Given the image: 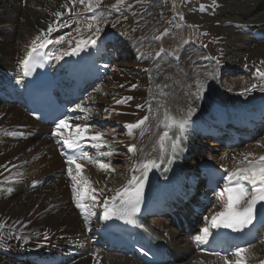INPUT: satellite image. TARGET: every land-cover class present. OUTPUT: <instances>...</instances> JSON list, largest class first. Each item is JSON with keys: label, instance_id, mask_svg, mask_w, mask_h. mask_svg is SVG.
<instances>
[{"label": "bare ground", "instance_id": "1", "mask_svg": "<svg viewBox=\"0 0 264 264\" xmlns=\"http://www.w3.org/2000/svg\"><path fill=\"white\" fill-rule=\"evenodd\" d=\"M75 2L0 0V88L8 90L5 87L12 83L14 88L19 85L17 80L20 81L24 71L20 62L32 40L42 32L46 33L48 26L52 25L55 31L49 36L53 43L47 55L58 80L64 87L69 83L73 86L88 83L83 91L85 98L78 103L80 107H73L79 113L75 116V124L93 122L91 135L97 132L111 134L101 141L93 140V155L103 156L116 145L125 148L121 168L114 164L116 160L110 156L105 159L111 162L107 169L79 161L83 165L80 175L97 189L94 195L99 202L113 196L115 190L127 184L133 174L140 175L132 171L134 162L137 165L155 160L159 173L157 184H162L176 177L197 174L199 164L205 161H214L231 171L240 166L242 154L264 155V147L256 149V131L245 130L251 125L245 119L248 112L256 110L259 115L264 114V91L258 86L245 95L240 94L252 83L259 84L252 78L254 67L264 68L260 63L264 60V43L255 40L256 32L264 31V0H215L213 5L196 6L194 12L184 14L186 20L206 23L208 29L214 32L216 43H200L191 31L187 37L191 45L182 46L180 57L168 49L156 62L155 53L153 56L148 53L145 57L144 52L145 49H154L158 43L155 29L160 26L164 16L159 14V6H156L161 2L152 7L158 11L146 14L145 10L143 21H137L134 17V2L124 5L123 0L109 1L101 6L100 11L96 7L93 12L86 11L84 6L76 10ZM161 7L165 10V16L170 15L166 18L169 19L165 24L167 26L160 28L161 34L164 33L163 29L176 33L178 19L171 16L174 8L167 2ZM57 12L62 13L59 18L55 15ZM93 16L97 19L93 20ZM3 23L7 30L1 29ZM89 24L93 26L91 30ZM96 28L100 29L97 43L86 47V52L103 55L105 48L112 44L126 45L130 47L128 55L131 52L135 62L128 60L123 65H116L111 61L107 65L111 70L110 76H105L102 79L105 82L92 94L89 90L94 85L90 82L102 72L99 63L94 62L93 67L77 66L73 62L75 55L63 56L62 53L70 48L69 40L74 47L76 40L87 39ZM60 37H64V42L55 43ZM173 55L176 60L172 59ZM58 56L61 58L57 59ZM185 58H190L188 64ZM240 63L243 67L248 65V69H238ZM128 67L134 70V74H127ZM225 73L241 74L225 82ZM142 83L145 90L140 89ZM201 83L204 85L202 90L199 89ZM129 86L134 89L128 91L126 88ZM18 94L16 89L13 93L15 104L0 101V229L9 231L0 233V264H142L119 252H105L100 246L98 234L93 228H98L94 217L102 208L92 207L90 200L82 201H87L93 213L85 220L86 213L82 214L74 202L73 181L67 173L68 166L59 155L62 148L54 139L43 138V133H50L51 130L30 117ZM126 97L132 99L127 100L124 106L117 105L116 101ZM189 108L195 109L190 118L187 117ZM166 112L176 120L188 119L182 132L178 125L171 129L164 127ZM145 116L148 117V125L139 140L137 153L131 157L127 154L126 140L120 134L125 133L126 125L135 124ZM226 119L228 128L249 136V141H243L241 148H226L218 143L220 140H213L215 133L225 134L219 121ZM191 121L196 122V129L191 126ZM233 123L239 126L236 128ZM263 123L258 127L261 128L259 134L261 132L264 136ZM98 127L99 130L96 129ZM150 127L152 131H149ZM15 131L29 132L31 137L27 141L5 137V134ZM164 131L169 132L170 139L165 141L161 160L159 137ZM177 138L179 145L173 152L171 143ZM258 142L264 144V138ZM97 143L103 146L96 147ZM169 159L172 160L171 164L168 163ZM72 167L75 174V165ZM114 168L116 170L112 173L111 169ZM155 168L149 170L148 177ZM34 187L37 189L33 190ZM216 206H220L218 199H214V205L206 210L205 216L211 215ZM204 223L203 217L191 221V233L181 230L173 219L168 218H153L150 226L157 234L167 237L166 240L170 239L171 251L176 258L174 264H224L221 257L196 253L201 244L194 239L199 235L194 228ZM88 226H91L90 230H87ZM261 241H264V234L258 244L247 247L250 251L247 264H260L264 260V243ZM36 248H41V253L37 258L30 259L27 253Z\"/></svg>", "mask_w": 264, "mask_h": 264}, {"label": "snow or ice", "instance_id": "2", "mask_svg": "<svg viewBox=\"0 0 264 264\" xmlns=\"http://www.w3.org/2000/svg\"><path fill=\"white\" fill-rule=\"evenodd\" d=\"M79 3L84 4L86 11L93 12L96 7L99 6V0H79ZM115 7V5H114ZM59 18L62 13H55ZM97 17L93 16V20ZM63 27L65 25H59ZM92 25L89 24V30L92 29ZM55 28L52 25L48 26L47 32H42L40 35L36 36L30 45L28 52L26 53L24 59L20 62L24 69V76L30 75L33 67L35 66V57L40 55V49H43L47 44L53 43L49 36ZM79 28L77 32L79 33ZM100 29L96 28L92 36L87 39H78L75 41V46L72 47V41L69 40L68 43L70 48L65 50L62 55H78L89 45L95 46L97 43V38L99 36ZM64 42V37H60L55 43L59 44ZM61 57H57L59 59ZM261 65H264V60H261ZM254 79L259 81V84L252 83L249 87L243 89L240 93L245 95L258 86L262 91H264V68H257ZM17 83H20L17 80ZM135 87V85H133ZM204 85L201 83L199 89L202 90ZM199 96V91L196 94ZM132 97H126L122 101H117V103L127 102L131 100ZM77 107H80L79 105ZM139 107V106H138ZM86 111V109H81ZM195 109L189 108L187 112V117L190 118ZM148 117L145 116L143 119L139 120L135 124H128L126 127L129 130L142 126ZM188 123V119L176 120L174 117L170 116L167 112L165 113L164 127L166 129H171L173 126L179 127L180 131L184 130L185 125ZM89 133V127L87 125H71L67 119L60 120L53 131V136H57L63 145L67 149H76L79 147V142L83 140ZM103 138L102 133H95L91 135L90 139L94 141H101ZM169 132L164 131L159 137V145L161 151V160H163V153L165 151V141L169 140ZM179 145V138L172 140L171 147L173 152L176 151ZM96 147H102L103 145L97 143ZM264 147V144L260 145ZM129 152H135L136 146L132 145L128 148ZM111 153H105L109 155ZM67 155V173L71 180L73 181L72 190L73 198L76 203L77 208L81 209L82 214H85V220L87 221L88 216L93 213L90 207L82 203V201L90 200L92 201V207H101L103 209V214L100 217L104 221L111 220L113 218L126 221L127 223H135L133 216L135 213L140 211V203L143 195V190L145 183L147 181L148 172L151 168L158 167L155 160H147L133 166L132 171L134 173L139 172L140 175L133 174L131 178L127 181L122 188L115 190V194L110 198H105L102 202L97 200V196L94 193L97 189L91 187L90 182L84 179L80 174L82 172L83 165L79 163L82 159H91L88 157L87 153H83L80 156L77 155ZM251 157V158H250ZM168 163L171 164L172 160L169 159ZM240 166L235 167L233 170L229 171L225 169L227 175L224 177L223 189L218 196V201L221 205L222 210L215 212L211 215V218L204 217L206 224L204 227L200 228V235H197L194 239L197 243H203L207 241V238L212 235L210 229H230L233 232H242L245 228L252 224L255 217L256 205L258 203L264 202V155L255 156L253 153L242 154V159L239 161ZM75 165V174H73V167ZM102 169H107L109 165L100 164ZM167 171V169H165ZM245 182L251 185V190L245 186ZM102 191V190H100ZM264 243V241H261ZM219 255V253H217ZM250 255L249 248L237 247L231 253V259L228 255L222 256L224 264H247L248 256ZM260 264H264V260L260 261Z\"/></svg>", "mask_w": 264, "mask_h": 264}, {"label": "rangeland", "instance_id": "3", "mask_svg": "<svg viewBox=\"0 0 264 264\" xmlns=\"http://www.w3.org/2000/svg\"><path fill=\"white\" fill-rule=\"evenodd\" d=\"M109 1L112 2V1H120V0H99V6L98 7L100 9L98 11H100L102 9L101 6H104L105 4L109 3ZM161 1L162 0H142L141 2H139L138 0H123L124 5L127 3L130 4L131 2H134L135 4H137V5L134 4L135 6L133 7V9L135 8V10H132L134 12V17L137 19V21L138 20L143 21L142 16L145 14V10L147 11L146 14L152 12L153 10H155V12L159 10L158 11L159 14L164 16L163 17L164 19L160 22V26L159 27L156 26V29H155V33L157 34L155 38L158 39V43L156 45H154L155 48L153 47L154 49H151L150 51L145 49V52H144L145 57L147 56L148 53H151V56H153V53H155L158 48H162V47L164 49H166V51L168 49H170V50H172V53H176V54H178V56H181L182 46L185 45V43H187V41H188L187 37L189 36V33L191 31H193L194 38L197 39V41L200 43L207 44V45H210V43H214V44L216 43L217 40L215 39L216 37L214 36V32L211 29H208V25L206 23H204V22L191 23L190 21L186 20V16H184V14H189L192 10L194 12L195 7L199 6L201 4L213 5L212 3H214L215 0H163L162 2ZM166 2L170 3L172 5V7L174 8L172 10V12H174V13L171 16L178 19V24L176 25L177 28H175V30L177 29L176 33H169V32H167L166 29H163L162 31H164V33L161 34V31H160V28H162L163 26H167L165 24H167V21H169V19H166V18H169L170 15L167 16V14H166V16H165L164 15L165 10H164V8L161 7ZM94 3H95V0H94ZM140 3H142L143 6H138V5H140ZM75 4H77L76 10L81 9V7H83V6L85 7L84 4L79 3V0H76ZM154 4H159L156 6L157 8L159 6L158 10L156 8H154V9L152 8ZM115 8H117V7H115ZM158 22H159V20H157V23ZM5 25H6L5 23H3L1 25L2 30H4V29L7 30ZM128 47L129 46H126V45L124 46V45L112 44V45H110V47L105 48L106 50L104 51L103 55H99V54L97 55L96 61H98L102 65L105 64L106 66L109 65L111 61H114V63H116V65H120V64L123 65L125 63V61L127 62L128 60L130 61V63H133V62H135V60L133 58V55H131V52H130V55H128L129 51H130V47L129 48ZM128 49H129V51H128ZM219 52H221L220 49H219ZM104 56H105V59H104ZM125 56H128V58H126ZM150 58L151 57H149V59ZM185 59L187 60V64H188L190 61V58H185ZM145 61H147V60H145ZM247 66L248 65H245L243 67L242 64L240 63L238 65V69L247 70V68H248ZM257 67H259V66H257ZM260 68H262V67H260ZM104 70H106V68H104ZM253 70H254L253 74H255L257 69L254 67ZM133 71L134 70L132 68H129V67L126 68L127 74H134ZM110 72H111V70H109L105 74H107V76H110ZM240 74L241 73H239V74L237 73V74L233 75V74L225 73L223 80L226 82V81L236 79ZM98 78L99 77H97V79L95 81V83H97V86H95V83H93L92 85H94V86H93V88H91L92 89L91 92H94V91L97 92L100 84L105 82V81L101 80L100 78L99 79ZM252 78L254 79V75L252 76ZM130 88H131V86L127 87V89H129V90H130ZM140 89L145 90L144 83H142V85L140 86ZM99 127L96 129L99 130ZM260 130H258V133L255 134V138H254V142L256 141V145H257L256 149H257V147L262 148L258 142V140H261L264 138V136L261 132L259 134ZM107 135H108L107 133H103L104 137H106ZM8 138H11V137H8ZM222 146L224 147L223 143H222ZM243 146H245V145H243ZM119 148H120V146H117V149L113 150V152H112L113 156L112 157L116 160V162L114 164L120 165L119 167L121 168L122 167L121 156L123 157L125 152L123 150H120ZM238 148H241V146ZM256 151H258V150H256ZM128 163L130 164L129 161H128ZM133 165H136V162H134ZM95 167L98 169L97 166H95ZM101 172H105V170L101 171ZM105 181L106 182L108 181V177L105 178ZM35 188L37 189V187H34L33 190H36ZM2 231L9 233V231H7V230H1L0 229V233H2ZM91 237H92V235L90 236V238Z\"/></svg>", "mask_w": 264, "mask_h": 264}]
</instances>
